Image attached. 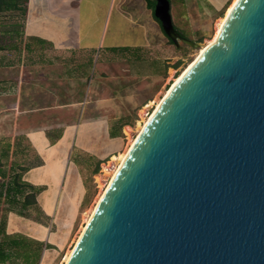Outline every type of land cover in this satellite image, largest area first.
Returning a JSON list of instances; mask_svg holds the SVG:
<instances>
[{
  "label": "water",
  "instance_id": "water-1",
  "mask_svg": "<svg viewBox=\"0 0 264 264\" xmlns=\"http://www.w3.org/2000/svg\"><path fill=\"white\" fill-rule=\"evenodd\" d=\"M154 16L176 47L195 46ZM66 264H264V0H239L106 190Z\"/></svg>",
  "mask_w": 264,
  "mask_h": 264
},
{
  "label": "rangeland",
  "instance_id": "rangeland-1",
  "mask_svg": "<svg viewBox=\"0 0 264 264\" xmlns=\"http://www.w3.org/2000/svg\"><path fill=\"white\" fill-rule=\"evenodd\" d=\"M24 2H21L23 6ZM230 2L170 0L173 24L195 46L180 43L181 46L176 47L169 43L160 24L153 22L152 11L148 8V21L144 22L146 30L140 32L136 25L126 24L123 38L130 49L100 53L99 58L96 57L84 86L75 87L77 98L83 100L75 129H63L62 136L57 138L58 144L54 143L51 149L42 153L47 160L45 166L33 165L32 158L27 160L29 171L24 172V179L44 185L39 186L43 190L39 189L41 192L36 195L37 205L25 209L24 216L16 213L21 210L19 207L9 211L13 215L9 218L8 228L13 233L49 244L42 249L39 264H62L110 179L109 174L101 173L103 166L106 164L113 170L116 161L110 159L111 155L123 152L129 141L136 137L141 116L148 117L173 78L211 39L217 20ZM22 17L21 13H14V17L4 19L20 24ZM138 42L143 43L142 49H132ZM149 103L152 105L147 107ZM121 122L130 126L129 136ZM112 125L116 133L114 138L109 136L114 130ZM16 159L20 161L19 157ZM96 165L99 169L94 173ZM0 169L8 178L9 164L0 160ZM2 209H9V204L0 200V213Z\"/></svg>",
  "mask_w": 264,
  "mask_h": 264
},
{
  "label": "crops",
  "instance_id": "crops-1",
  "mask_svg": "<svg viewBox=\"0 0 264 264\" xmlns=\"http://www.w3.org/2000/svg\"><path fill=\"white\" fill-rule=\"evenodd\" d=\"M146 2L25 0L15 38L0 49V160L4 164H27L24 172L29 171L28 159H33V165L47 164L42 153L53 147L63 129H75L83 101L75 87L84 86L100 53L130 49L123 38L127 23L140 32L146 30ZM143 46L138 42L131 48ZM24 172V181L44 186L25 180ZM1 214L5 231L12 234L8 226L13 214L5 210Z\"/></svg>",
  "mask_w": 264,
  "mask_h": 264
},
{
  "label": "trees",
  "instance_id": "trees-1",
  "mask_svg": "<svg viewBox=\"0 0 264 264\" xmlns=\"http://www.w3.org/2000/svg\"><path fill=\"white\" fill-rule=\"evenodd\" d=\"M21 2L23 0H0V17H3L0 20V49H4L5 45L15 38L14 31L19 28L18 22L15 20L7 21L4 18L8 16L14 17V13H21L23 16L25 7ZM146 4L153 13L155 0H147ZM154 18L159 23L155 16ZM174 27L176 28L175 25ZM167 39L169 43L173 44L168 37ZM125 124L127 123H120V125ZM110 135L111 137L116 136L114 131H111ZM9 167L11 172L8 178L5 177L4 171L0 169V175L1 177L3 176L0 186V200L9 204V209H5V211H14V208L19 207L21 210H16V213L24 216L25 209L37 205L36 195L41 189L39 186L32 185L22 179V173L28 167L13 164L9 165ZM98 169L96 165L93 172L96 173ZM2 210L4 211V209ZM4 224L5 215L2 216L0 213V264H39L42 249L47 248L49 244H44L42 241L19 233L9 234L5 231Z\"/></svg>",
  "mask_w": 264,
  "mask_h": 264
},
{
  "label": "bare ground",
  "instance_id": "bare-ground-1",
  "mask_svg": "<svg viewBox=\"0 0 264 264\" xmlns=\"http://www.w3.org/2000/svg\"><path fill=\"white\" fill-rule=\"evenodd\" d=\"M239 0H231V2L229 3V5L225 8V11L223 13V16L220 17L215 25L214 28V32L213 35L211 37L210 40H208L197 52L195 58L184 68V70L181 71V73L177 76H175L170 84V86L165 90L163 96L157 101V104L155 106V108L153 109L152 112H150L148 114V117H143L141 116V120L138 121L137 124V135L136 137L132 138L129 141V144L127 146V148L123 151V152H119L117 154H112L110 159L116 161L115 166H113V170H110L108 165H104L103 166V170L101 171V173H104L103 175L106 176L109 174L110 179L107 183V186L105 187V189H103L101 191V193L99 194V196L97 197L94 206L92 207V209L89 212V215L87 216V218L85 219V224L82 226L80 234L78 236V238L75 241V245L73 246V248H71L64 256L63 258V262L62 264H66L75 248V246L77 245L84 229L86 228L87 224L89 223L91 217L93 216L98 204L100 203L103 195L105 194L106 190L108 189V187L111 185L113 179L115 178V176L117 175L118 171L120 170V168L122 167L124 161L126 160L127 156L129 155L131 149L133 148L134 144L136 143V141L139 139L141 133L144 131V129L146 128V126L148 125L149 121L153 118V116L157 113L158 109L161 107L162 103L165 101V99L168 97V95L172 92L173 88L177 85V83L184 77V75L187 73L188 70H190V68L196 63V61L199 59V57L205 52V50L207 48H209L213 42L216 40V38L218 37V35L220 34L228 16L230 15V13L234 10V8L236 7V5L238 4ZM152 103H149L147 105V107L151 106ZM131 130L130 126L125 125L124 126V132L127 136H129V131ZM111 171V172H110ZM95 177L98 178V175H96ZM98 181V179H97Z\"/></svg>",
  "mask_w": 264,
  "mask_h": 264
},
{
  "label": "built area",
  "instance_id": "built-area-1",
  "mask_svg": "<svg viewBox=\"0 0 264 264\" xmlns=\"http://www.w3.org/2000/svg\"><path fill=\"white\" fill-rule=\"evenodd\" d=\"M1 183H2V177H1V175H0V186H1Z\"/></svg>",
  "mask_w": 264,
  "mask_h": 264
}]
</instances>
